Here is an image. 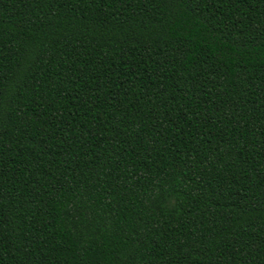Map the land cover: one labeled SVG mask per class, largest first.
<instances>
[{
	"label": "trees",
	"instance_id": "trees-1",
	"mask_svg": "<svg viewBox=\"0 0 264 264\" xmlns=\"http://www.w3.org/2000/svg\"><path fill=\"white\" fill-rule=\"evenodd\" d=\"M0 264H264V0H0Z\"/></svg>",
	"mask_w": 264,
	"mask_h": 264
}]
</instances>
